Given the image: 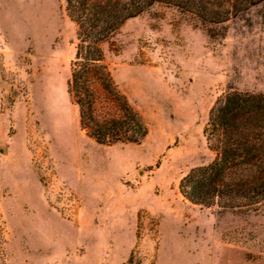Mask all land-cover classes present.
I'll list each match as a JSON object with an SVG mask.
<instances>
[{
  "label": "rangeland",
  "instance_id": "obj_1",
  "mask_svg": "<svg viewBox=\"0 0 264 264\" xmlns=\"http://www.w3.org/2000/svg\"><path fill=\"white\" fill-rule=\"evenodd\" d=\"M65 0H0V225L8 264H264V202L192 203L181 179L216 156L205 128L231 90L264 92V1L221 24L156 3L103 44L143 116L141 143L80 127Z\"/></svg>",
  "mask_w": 264,
  "mask_h": 264
},
{
  "label": "trees",
  "instance_id": "obj_2",
  "mask_svg": "<svg viewBox=\"0 0 264 264\" xmlns=\"http://www.w3.org/2000/svg\"><path fill=\"white\" fill-rule=\"evenodd\" d=\"M264 0H65L77 23L78 43L68 80L82 130L103 145L141 143L149 134L143 116L116 83L103 44L131 18L165 3L221 24ZM205 134L215 158L197 166L180 182L192 203L243 210L264 202V92L229 90L210 110ZM0 225V264H8Z\"/></svg>",
  "mask_w": 264,
  "mask_h": 264
}]
</instances>
